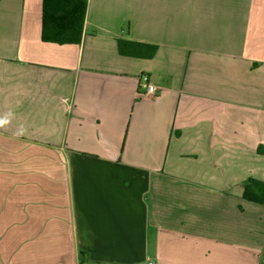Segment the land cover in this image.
Listing matches in <instances>:
<instances>
[{
  "label": "crops",
  "instance_id": "crops-1",
  "mask_svg": "<svg viewBox=\"0 0 264 264\" xmlns=\"http://www.w3.org/2000/svg\"><path fill=\"white\" fill-rule=\"evenodd\" d=\"M42 14L0 0V264H264V0H88L80 44Z\"/></svg>",
  "mask_w": 264,
  "mask_h": 264
},
{
  "label": "trees",
  "instance_id": "trees-1",
  "mask_svg": "<svg viewBox=\"0 0 264 264\" xmlns=\"http://www.w3.org/2000/svg\"><path fill=\"white\" fill-rule=\"evenodd\" d=\"M88 9V0H43L42 38L57 44H80ZM140 43L118 40L121 55L134 54L128 46ZM135 54H137L135 52ZM148 54V53H147ZM145 54V56L147 55ZM154 52L149 53L152 56ZM244 196L264 205V182L250 179Z\"/></svg>",
  "mask_w": 264,
  "mask_h": 264
},
{
  "label": "built area",
  "instance_id": "built-area-1",
  "mask_svg": "<svg viewBox=\"0 0 264 264\" xmlns=\"http://www.w3.org/2000/svg\"><path fill=\"white\" fill-rule=\"evenodd\" d=\"M140 87L145 90L147 95H153L156 93V87L151 83L150 76L148 74H142L140 77ZM147 264H154L149 261Z\"/></svg>",
  "mask_w": 264,
  "mask_h": 264
},
{
  "label": "clouds",
  "instance_id": "clouds-1",
  "mask_svg": "<svg viewBox=\"0 0 264 264\" xmlns=\"http://www.w3.org/2000/svg\"><path fill=\"white\" fill-rule=\"evenodd\" d=\"M8 123H9V120L7 119V117H5V118H0V128L4 127V126H5L6 124H8ZM23 132H24V129L21 128L18 134L22 135Z\"/></svg>",
  "mask_w": 264,
  "mask_h": 264
}]
</instances>
